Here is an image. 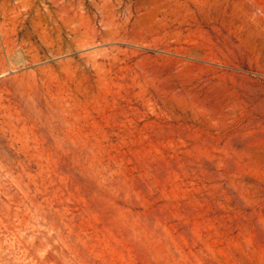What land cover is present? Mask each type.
<instances>
[{"label":"rangeland","instance_id":"obj_1","mask_svg":"<svg viewBox=\"0 0 264 264\" xmlns=\"http://www.w3.org/2000/svg\"><path fill=\"white\" fill-rule=\"evenodd\" d=\"M0 264H264V0H0Z\"/></svg>","mask_w":264,"mask_h":264}]
</instances>
